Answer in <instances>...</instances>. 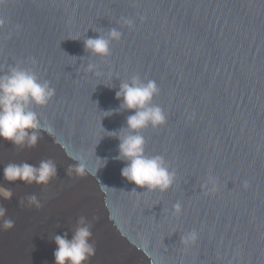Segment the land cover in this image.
Listing matches in <instances>:
<instances>
[{
  "label": "water",
  "instance_id": "1",
  "mask_svg": "<svg viewBox=\"0 0 264 264\" xmlns=\"http://www.w3.org/2000/svg\"><path fill=\"white\" fill-rule=\"evenodd\" d=\"M112 28L123 36L108 57L85 51L84 37ZM17 65L55 89L46 106H33L40 133L83 169L99 196V225L119 241L101 239L90 264H130L126 252L143 264H264V0H4L0 74ZM134 75L157 83L153 104L167 116L141 133L146 154L163 156L176 173L163 194L131 192L124 163L113 159L119 140L109 132L132 113L105 111L119 108L120 82ZM29 211L27 223L4 229L0 222V235H16L0 264H26L18 255L29 256L36 242L48 257L31 264H55L52 237H70L72 225ZM192 230L199 238L185 246Z\"/></svg>",
  "mask_w": 264,
  "mask_h": 264
},
{
  "label": "clouds",
  "instance_id": "2",
  "mask_svg": "<svg viewBox=\"0 0 264 264\" xmlns=\"http://www.w3.org/2000/svg\"><path fill=\"white\" fill-rule=\"evenodd\" d=\"M3 3L4 0H0V4ZM121 21L129 30L134 28L133 20L121 17ZM17 30H20L19 25ZM122 36L121 31L112 28L106 34L99 33L94 38L84 37L82 40L87 53L105 58L110 55L112 42L120 41ZM88 68L91 70L93 65L90 64ZM158 94L159 88L154 80L145 82L134 75L129 80L120 82L119 90L115 94L116 99L121 101L119 108L105 111L108 116L122 111L132 113L127 117L125 127L109 132L114 134L111 137L119 140L118 155L113 159L124 163L121 176L128 183L135 185L131 192H137L136 188H140L147 192L158 191L163 194L176 182V173L170 170L163 156L146 154V141L141 135L149 126L155 129L166 124L167 116L164 110L153 104ZM54 95L55 89L51 87L50 82L42 81L34 71L26 67L13 66L6 73L0 74V140L10 142L15 147H36L42 126L33 106H46ZM104 161L106 165L107 159ZM72 168L81 172L83 170L79 165L69 166V169ZM56 177L57 165L51 159L41 160L38 165L25 161L10 162L3 167V179L7 183L19 181L25 185L47 186ZM207 184L211 185L210 192L218 190L214 177H208ZM243 187L247 189L249 183L244 181ZM12 197L13 192L9 188L0 186V199L11 200ZM27 200L29 205L36 208L42 206L34 194L28 196ZM174 211L176 215L181 214V203L174 205ZM6 213L7 209L0 205L3 228L11 229L14 227V221L4 219ZM70 233V237L69 232L52 237L56 245L53 253L55 264H90V259L96 253V245L92 240V224L86 217L80 216ZM198 238V233L192 230L182 237V242L185 246L192 245Z\"/></svg>",
  "mask_w": 264,
  "mask_h": 264
},
{
  "label": "rangeland",
  "instance_id": "3",
  "mask_svg": "<svg viewBox=\"0 0 264 264\" xmlns=\"http://www.w3.org/2000/svg\"><path fill=\"white\" fill-rule=\"evenodd\" d=\"M39 136L40 139L37 146L34 148L15 147L10 142L0 140V186L9 188L13 192L11 200L0 199V205H3L7 209L4 219L13 220L14 225L18 224L21 219L24 220L23 223H27L29 217L27 216L26 218V215L23 214H25L30 207V213L35 208L36 210L44 211L45 213L47 212L48 216L52 217L51 220H53V222L56 221L55 223L65 221V223H61V225L67 226L65 227L67 230L70 225H72L70 229L74 228L77 219L80 216H84L92 224V240L95 242L97 249L100 246L99 241H101V239H107L109 237V233L107 232V236L106 231L104 230V233L99 225V215L101 213V209L98 200L99 196L96 193L93 184H91L90 181L89 184L84 183V179L86 178L75 168L69 169V166L72 165L66 162L65 159H62L59 154L52 149L51 142L48 137H45V135L41 133H39ZM45 159H51L57 165V177L54 178L49 185L36 186L34 184L25 185L19 181L15 183H7L4 181L3 167L8 163H21L26 161L30 164L38 165L41 160ZM88 188H91L93 192H90ZM33 194L37 196L40 204L42 205L40 208H36L34 205H29L27 197ZM91 200H94V206L91 204ZM53 201V206L49 209L48 206ZM96 209L99 211L97 212ZM2 220L3 219H0V222H2ZM61 229L65 230L64 228ZM7 233L0 235V257L3 251H6L4 250L6 247H11L16 237L15 234ZM10 235H13V237ZM47 244L53 245L51 242H47ZM53 246L48 247L54 248ZM37 247L32 248L33 250H31V252L33 254L31 253V255L28 256L26 252L22 251V253L18 255V258L22 259L26 264H31L34 263L33 261L37 258L36 256L40 255L46 257V254L48 253L46 252L45 254V252H43V242L38 243ZM6 249L10 250V248ZM123 257L126 262L130 264H137L136 256L131 253L126 252L122 255V258ZM53 261L55 260L53 259Z\"/></svg>",
  "mask_w": 264,
  "mask_h": 264
},
{
  "label": "bare ground",
  "instance_id": "4",
  "mask_svg": "<svg viewBox=\"0 0 264 264\" xmlns=\"http://www.w3.org/2000/svg\"><path fill=\"white\" fill-rule=\"evenodd\" d=\"M51 147H52V149L53 150H55V152H57L58 154H59V156L63 159V157H62V155L59 153V151L54 147V146H52L51 145ZM76 169V168H75ZM76 174V173H75ZM89 179L88 178H86V179H84V183H88L89 184ZM92 184V183H91ZM49 185V184H48ZM81 185V184H80ZM8 186V185H7ZM6 186V187H7ZM88 186H90V185H88ZM87 188V187H86ZM85 188V189H86ZM89 189V191L90 192H93L92 190H91V188H88ZM13 190V189H12ZM87 190V189H86ZM88 192V191H87ZM94 199V198H93ZM92 202H91V204L94 206V200H91ZM53 203H54V201L53 202H51L50 204H49V206H48V208L49 209H51L52 208V206H53ZM89 203V202H88ZM89 206V205H88ZM95 208V207H94ZM97 208V207H96ZM96 211L98 212L99 210H97L96 209ZM96 212V213H97ZM23 213V212H22ZM100 216V215H99ZM67 222V221H66ZM63 224L65 223V221L64 222H62ZM100 227H101V229L103 230V232H104V230L106 231V232H108L109 233V237L111 238V240H112V242L116 245V246H118L117 244H119V241L118 240H116L117 242H115V240H114V238L112 237L113 235H111V232H109V230H108V227H107V225L105 224V223H103V224H101L100 225ZM105 233V232H104ZM108 233H106V234H108ZM108 236V235H107ZM38 243H42V242H36V243H34L31 247H29V250H30V255H31V250H33L32 248L33 247H37L38 246ZM119 247V246H118ZM38 248V247H37ZM116 252H118V251H116ZM3 253H6V252H3ZM33 254V253H32ZM28 255V254H27ZM12 256H10V258H11ZM136 259H137V261H136V263L137 264H143V260L141 259V258H138V257H136Z\"/></svg>",
  "mask_w": 264,
  "mask_h": 264
}]
</instances>
